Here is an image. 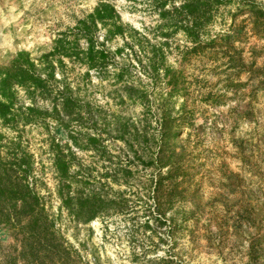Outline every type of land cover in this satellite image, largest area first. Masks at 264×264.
Returning a JSON list of instances; mask_svg holds the SVG:
<instances>
[{
  "label": "rangeland",
  "instance_id": "1",
  "mask_svg": "<svg viewBox=\"0 0 264 264\" xmlns=\"http://www.w3.org/2000/svg\"><path fill=\"white\" fill-rule=\"evenodd\" d=\"M98 1L0 0V62L19 49L34 57L47 51L57 31ZM108 1L138 32L106 41L114 64L105 72L91 70L87 78L84 66L69 63L68 93L83 113L90 107L82 120L64 117L79 144L50 119L26 125L23 134L54 244L41 251L20 229L0 227V264H264L249 254L252 237L264 246V0H217L199 37L212 39L214 48L186 60L187 19L173 10L183 0ZM152 47H161L180 94L170 96L162 70H151ZM230 55L235 68L226 64ZM163 112L176 119L163 160L181 156L176 172L183 177L157 190L155 179L166 171L155 162ZM56 143L71 147L70 171L87 177L88 191L108 199L107 210L88 223L59 206L50 151Z\"/></svg>",
  "mask_w": 264,
  "mask_h": 264
},
{
  "label": "trees",
  "instance_id": "2",
  "mask_svg": "<svg viewBox=\"0 0 264 264\" xmlns=\"http://www.w3.org/2000/svg\"><path fill=\"white\" fill-rule=\"evenodd\" d=\"M215 2L217 0H183L178 7H173L177 13L182 12L177 16L187 19L181 22L182 30L192 43L189 54H184L183 60L191 54H200L206 49L214 48L212 39L202 42L199 37L205 23L210 21L211 8ZM249 7L256 10L253 5ZM158 8L162 15L169 11L164 2ZM259 12L264 14L261 10ZM100 29L104 30V39L101 41L98 39ZM127 32L133 34L138 31L121 19L111 1L100 0L91 11L77 18L72 26L57 31L47 51L34 57L27 49H19L7 61L0 62V227L11 232L20 229L25 235H30L28 242L41 251L50 247L51 243L54 244L50 234L53 221L48 217L43 195L36 188L34 156L23 143L25 126L44 124L47 119L53 120L61 124L73 143L78 145L77 138L66 127L68 121L64 117L68 120H82L90 115V107L84 105L86 112L83 113L80 100L69 95L67 69L75 64L82 65L85 68L83 76L87 78L90 77L91 70L99 74L105 72L114 64V51L110 50L106 41L116 36L125 37ZM124 43L129 42L124 39ZM120 49L115 50L119 52ZM161 50V47H152V52L148 55L151 59V70L154 73L162 70V75L171 86L170 96L180 94L177 75L173 69L163 65L164 54ZM235 62L233 55L228 56L227 66L235 68ZM121 75L122 71H118V76ZM39 101L49 102L50 109L40 105ZM182 106H185V101L181 102L180 107ZM180 114L183 121L191 120L188 113L180 111L178 115ZM162 116L161 140L155 162L160 169L165 167L166 171L164 174L161 172L155 179L154 187L157 190L164 181L175 184L179 177H183L176 172L177 167L183 163L181 156L174 160L169 153L163 160L171 123L176 119L171 120L173 117H168L165 112ZM87 140L95 144L98 137L88 136ZM65 146L66 151L60 148L59 143L50 149L52 166L57 176L56 193L60 200L59 206L65 208L75 221L88 223L107 210L108 199L94 190L88 191L87 177H78L76 172L70 171L69 156L74 153L67 143ZM230 174L236 175L234 172ZM176 186L172 185L173 190H176ZM31 249L34 252L36 250L33 247ZM249 254L256 262H264V246L255 237L250 239Z\"/></svg>",
  "mask_w": 264,
  "mask_h": 264
}]
</instances>
